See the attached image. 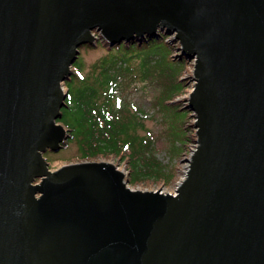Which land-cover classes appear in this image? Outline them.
Returning <instances> with one entry per match:
<instances>
[{
	"label": "water",
	"instance_id": "1",
	"mask_svg": "<svg viewBox=\"0 0 264 264\" xmlns=\"http://www.w3.org/2000/svg\"><path fill=\"white\" fill-rule=\"evenodd\" d=\"M159 31L195 60L175 193L52 169L81 47ZM0 264H264V0H0Z\"/></svg>",
	"mask_w": 264,
	"mask_h": 264
},
{
	"label": "trees",
	"instance_id": "2",
	"mask_svg": "<svg viewBox=\"0 0 264 264\" xmlns=\"http://www.w3.org/2000/svg\"><path fill=\"white\" fill-rule=\"evenodd\" d=\"M170 37L159 31L157 37L124 41L113 47L100 38L96 46L104 47L106 55L88 71L81 57L78 58L65 82L68 106L59 122L69 129L71 137L64 147L77 142L81 161L100 156L120 157L127 162L132 185L152 179L169 182L175 177L169 165L156 156L155 139L139 134L144 128V111L129 96L138 89L144 75L154 77L161 91L154 102L155 117L159 118L156 119L161 125V138L169 143L171 158L178 154L179 138L185 139L182 152L194 139L190 120L180 125L186 107L165 86L171 80L176 89H185L184 75L189 63L186 55L176 52L181 51V44L176 40L169 42Z\"/></svg>",
	"mask_w": 264,
	"mask_h": 264
},
{
	"label": "rangeland",
	"instance_id": "3",
	"mask_svg": "<svg viewBox=\"0 0 264 264\" xmlns=\"http://www.w3.org/2000/svg\"><path fill=\"white\" fill-rule=\"evenodd\" d=\"M168 36H171L168 39V41L171 43H175L174 42L175 36L174 35H168ZM176 52H178V54H181V51H176ZM105 55H106V49L101 45L98 46L86 45L81 47L80 57L86 65V71H88L94 63L98 62ZM188 62H189L188 67L184 75V77L186 78L185 89L182 88L176 89L171 80L165 83V86H167L169 89V93L177 94L178 97L176 98V100L182 101V105H184L185 107L188 104V97L194 86V81L192 79V76H193L195 61L194 59L192 60L188 59ZM141 80L142 81L138 84V89L131 96H129V99L135 105L142 108L144 111L143 112L144 128L139 130V134L141 136L150 135L152 139H155L156 150L154 152H156V156L163 163L169 165L170 172L172 175L175 174V177L169 182L164 180L152 179V180H146L144 183H139L137 185L130 184V187L132 189H138V190H162L163 192L175 193V191L178 188V185L185 178L189 166V164L185 161L187 160V158H189L192 155L193 151L197 147V143H196L197 136L194 127L195 116L193 115V112L187 107L182 112V116L180 118V125L184 121L188 122L190 120L189 122L193 124L192 129H194L195 131L193 133L194 139L188 142L185 151L182 152L183 148H181V146L184 145L185 139L184 137L179 138L178 139L179 148H177L178 154L175 156V159H172L171 158L172 155H170L168 152L169 143L167 140L161 138L160 136L161 125L156 119L158 117H155L154 102L160 96L159 95L161 92L160 88L156 86V80L152 76L144 75V77ZM64 89L66 90L65 85H64ZM181 152L182 154L180 155ZM44 155L46 159L50 162L52 169L59 168L64 164L81 161L79 159L80 152H79L78 143L75 141L70 142L68 146H65L59 152L48 151ZM103 160L110 161L113 164L119 166L120 169L124 170L127 178H129L128 176L129 169L127 162L125 160H121L120 157L118 156L110 155L108 157L100 156L94 161H103Z\"/></svg>",
	"mask_w": 264,
	"mask_h": 264
}]
</instances>
